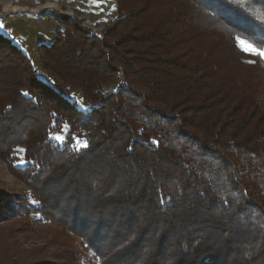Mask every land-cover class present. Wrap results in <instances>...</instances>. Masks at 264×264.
Instances as JSON below:
<instances>
[{
    "label": "trees",
    "instance_id": "16d2710c",
    "mask_svg": "<svg viewBox=\"0 0 264 264\" xmlns=\"http://www.w3.org/2000/svg\"><path fill=\"white\" fill-rule=\"evenodd\" d=\"M115 2L100 36L58 17L45 80L0 32V160L23 148L9 172L99 259L264 264V60L237 41L264 46V0ZM27 206L0 193V222Z\"/></svg>",
    "mask_w": 264,
    "mask_h": 264
},
{
    "label": "rangeland",
    "instance_id": "374dc122",
    "mask_svg": "<svg viewBox=\"0 0 264 264\" xmlns=\"http://www.w3.org/2000/svg\"><path fill=\"white\" fill-rule=\"evenodd\" d=\"M59 16L68 17L89 33L100 36L108 24L117 18L116 2L0 0V23L4 25L0 32L20 48L31 60L34 71L44 80L48 77L38 62L36 46L52 41L58 30ZM120 82V78H117L115 85H110L104 90L112 89ZM70 95L76 100L79 108L90 107L82 100L78 90L72 91ZM65 132L64 130L62 134H56L63 137V142ZM54 136H50L51 141L61 145L63 142L53 138ZM74 146L80 148L84 146V142L75 140ZM23 153V148L18 147L12 157L5 161L0 160V193L22 200L23 205L28 204L19 214L0 222V264H117L115 254L112 253L106 259H99V255L79 236L39 215L38 211L42 210V207L38 206V202L30 195L28 186L23 179L15 178L7 167L13 165L23 168L26 165ZM48 213L49 209L46 210V215ZM105 244L106 248L101 250L103 252L111 247V242Z\"/></svg>",
    "mask_w": 264,
    "mask_h": 264
},
{
    "label": "snow or ice",
    "instance_id": "6c2138e0",
    "mask_svg": "<svg viewBox=\"0 0 264 264\" xmlns=\"http://www.w3.org/2000/svg\"><path fill=\"white\" fill-rule=\"evenodd\" d=\"M93 3H104L106 0H92ZM232 3L241 5L243 4L244 0H231ZM4 25L0 23V28H3ZM237 41L239 46L241 47L242 51L258 56L261 60H264V46H257L256 43L249 42L248 40L241 39L240 37H237ZM249 63H252L253 61H248ZM66 127V126H65ZM53 138H55L58 141L63 142V137L60 135H55ZM77 143H80L77 141ZM85 147L87 146L86 144L84 145ZM35 203V201H33Z\"/></svg>",
    "mask_w": 264,
    "mask_h": 264
}]
</instances>
